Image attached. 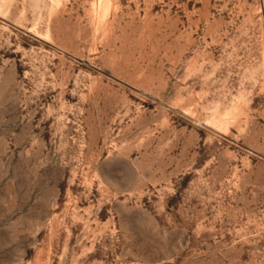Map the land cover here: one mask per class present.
<instances>
[{"label":"rangeland","instance_id":"1","mask_svg":"<svg viewBox=\"0 0 264 264\" xmlns=\"http://www.w3.org/2000/svg\"><path fill=\"white\" fill-rule=\"evenodd\" d=\"M0 264H264V0H0Z\"/></svg>","mask_w":264,"mask_h":264}]
</instances>
